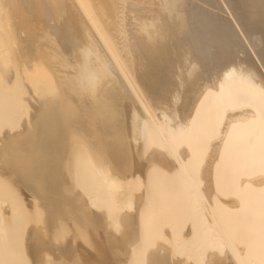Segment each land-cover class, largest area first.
I'll list each match as a JSON object with an SVG mask.
<instances>
[{"label": "bare ground", "instance_id": "obj_1", "mask_svg": "<svg viewBox=\"0 0 264 264\" xmlns=\"http://www.w3.org/2000/svg\"><path fill=\"white\" fill-rule=\"evenodd\" d=\"M20 1L8 18L10 43L3 33L10 47L0 68L12 64L3 82L46 69L47 50L39 63L30 54L32 43L44 46L29 27L39 19L52 47L46 70L57 62L100 129L96 145L77 144L69 171L72 134L50 97L33 98L28 125L0 138L3 156L19 158L5 169L10 158L0 156V168L47 212L40 230L29 226V210L15 212L13 252L23 245L33 264L46 245L61 264H184L181 256L264 264V0ZM6 113L0 123L11 120ZM66 215L77 219L75 240L52 248L43 238ZM84 231L87 249L76 244ZM16 256L11 263L23 264Z\"/></svg>", "mask_w": 264, "mask_h": 264}, {"label": "rangeland", "instance_id": "obj_2", "mask_svg": "<svg viewBox=\"0 0 264 264\" xmlns=\"http://www.w3.org/2000/svg\"><path fill=\"white\" fill-rule=\"evenodd\" d=\"M19 3H21V1L20 0H0V37H1V35L4 33V32H7V33H5L6 34V37L7 36H9V34H10V28L8 27L9 25L8 24H10V22L8 21V18H9V14H10V11L12 10V9H14V6H16V4H19ZM85 5V4H84ZM85 7H87V6H85ZM37 11H40V9H37ZM12 12H13V10H12ZM32 19L34 20L33 22H31L32 21ZM32 19H30V21H29V27L31 28V29H33L32 31H31V29H30V31L31 32H35V29H39V31L41 32L39 35H33V37H39L40 35L42 36L41 38H43L42 40L44 41V39H45V41H44V46H40V48L39 49H41L42 50V52H40L38 49H36L35 48V46H37V45H35L34 46V44L35 43H32L33 42V40H31V38H30V35H29V39H30V41H31V43L33 44L32 45V52L30 53V54H35L36 56H38L36 53H40L39 54V56H38V58L35 56V55H33V57L34 58H32L31 56V58H32V60H38L37 61V63H39V60H40V58H43V57H45V56H42L43 55V51H45V50H47V53H46V51H45V54L44 55H46L47 57H45L44 59H41V61L43 60V64L46 66H44L43 64H42V66H44V68H46L47 69V65L49 64V61H48V58H51V57H49V55L50 56H52V53H51V51H52V47L50 48V46L49 45H47V44H49V43H47L48 42V40H47V38L46 37H44V34H42V32H43V24L41 23V21L38 19V20H36V18H32ZM37 21V22H36ZM32 24H31V23ZM39 22H40V24H39ZM38 23V24H37ZM34 24H37V25H34ZM34 25V26H33ZM38 25L41 27V28H38ZM42 25V26H41ZM37 26V27H36ZM6 28H9V29H7L6 31H5V29ZM42 31H41V30ZM10 30V31H9ZM37 31V30H36ZM9 32V33H8ZM31 32H29V33H31ZM36 32H35V34H37ZM5 34H3V36L1 37L2 39L4 38L5 39ZM8 34V35H7ZM11 34H12V31H11ZM10 34V36H9V38L12 36ZM33 34V33H32ZM8 37H7V41L10 43V40L11 39H9ZM12 38V37H11ZM40 38V37H39ZM39 38H37L38 40H41V39H39ZM1 39V40H2ZM4 39L1 41L0 40V54H1V52L4 54L5 52H3V51H5V49L6 48H9L8 47V42H6V39H5V41H4ZM9 39V40H8ZM41 40V41H42ZM37 41V40H36ZM40 41V42H41ZM14 41H12L11 43H13ZM39 42V43H40ZM8 43V44H7ZM37 43V42H36ZM39 43H37L38 45H40ZM43 43V42H42ZM47 43V44H46ZM10 45V44H9ZM12 46H13V44H12ZM48 46H49V49H48ZM13 47H15V45L13 46ZM41 47H43L45 50H43V48H41ZM38 48V47H37ZM9 49H7L6 51H8ZM39 52H38V51ZM50 50V51H49ZM7 53V52H6ZM3 54H1V55H3ZM0 55V56H1ZM5 55V54H4ZM3 55V56H4ZM37 58V59H36ZM0 59H2V60H0L1 62L2 61H4L3 59L4 58H0ZM5 59H6V56H5ZM46 61V62H45ZM0 62V63H1ZM33 62V61H32ZM3 63V62H2ZM52 63H54L53 65L54 66H51V63H50V66L51 67H53V68H51L50 67V69L51 70H53L52 72H50L51 70H49V72L46 70V69H43L44 71H42L41 72V70H17V72H16V74H15V76H16V78H17V80L15 79V81H14V84L12 83L10 86L9 85H7V84H5V82H3V78H4V75H5V71L4 70H6L7 68H10L11 67V65L12 64H10V63H7V64H5L6 66H4L2 69L0 68V84L1 83H4L5 84V86H4V84H2V86H4V87H2L1 85H0V111H1V109H2V113H3V115H4V112H5V114H8V113H6V111L7 112H9V116L7 115V116H4V118L3 119H5V117H11V120H9L8 122L6 121V122H2V123H0V138L2 139V136H4V134H11V135H14V134H18V133H20L22 130H23V128H24V126L25 125H28V116H29V113L31 112V109H30V106L32 105L31 103L32 102H34V101H32V100H34V99H38V98H40V97H42V99L43 98H46L45 100L47 101V98H49L48 100L50 101L51 100V102L53 101V99H54V101L52 102V104H57V105H55V106H51V104H49V107L51 108V107H53V108H51L52 109V111H59L60 110V112H63V115H62V119H63V121H64V123L65 124H67V123H69V124H67V125H65L64 126V130L65 129H67L66 131L68 132V133H71L72 135H70V134H68V137H66L67 139H66V141L68 142L69 140V144H67L68 145V147L69 148H67V160H68V163L70 162V160H72L71 161V164L72 165H70V166H72L71 168H70V166L68 167L69 169H67V171H69L70 169H75L74 168V166H75V164H76V160L79 158L78 156H79V154H80V151H78V149H77V147H79L80 146V144H84V142L86 143L87 142V144L90 142V143H92L93 142V145H96V137L99 135L98 133V129H100V127H98V126H92V124H93V121H91V119H92V117H93V111H89V110H91L89 107H80L79 105H78V100L76 99V98H78V97H76L77 95L74 93V87L72 86V85H70V84H68V83H64L63 82V79H61V71H60V68H59V70H58V73H59V76H58V74H57V69H58V64H57V62L55 61V62H52ZM57 64V65H56ZM32 66V65H31ZM33 67L35 68V66L33 65ZM32 67V68H33ZM36 67H38V66H36ZM49 67V66H48ZM57 69H56V68ZM31 68V69H32ZM55 71V72H54ZM25 72H27V73H29V74H27V75H24L23 73H25ZM39 73V75L38 74H35V73ZM44 72V73H43ZM41 73H43V74H41ZM49 73V74H48ZM52 73L53 74H55V75H52ZM26 74V73H25ZM41 74V75H40ZM46 74H48L47 76H46ZM51 74V75H50ZM26 76V77H25ZM27 76L29 77V78H27ZM52 76V77H51ZM57 79V82H58V84L56 83V79L54 78V77ZM57 76V77H56ZM45 77V78H44ZM52 78V79H51ZM54 78V79H53ZM55 80V81H54ZM51 81V82H50ZM53 81H54V83L55 84H57V86L53 83ZM30 82H33V83H31V84H29ZM63 83H64V85H63ZM54 84V85H53ZM53 87H52V86ZM60 87H59V86ZM30 86V87H29ZM61 86H63V88L61 87ZM70 86H72V87H70ZM57 87V88H56ZM54 88V89H53ZM59 88H61V89H59ZM31 89H32V91H31ZM57 89V90H56ZM54 90V91H53ZM55 91H59L58 92V94H59V96H57L56 95V92ZM60 91H62V92H60ZM54 92V93H53ZM71 92V93H70ZM62 94V95H61ZM53 95H55V97L53 96ZM63 97H61V96ZM52 96H53V98H52ZM58 97H60L59 99H58ZM34 98V99H33ZM65 98V99H64ZM61 99V100H60ZM63 99H64V101H63ZM56 101L57 102H60V103H56ZM48 102V101H47ZM65 102V103H64ZM73 102V103H72ZM91 102H95V101H91ZM72 103V104H71ZM64 104L65 105H69V107H68V105L67 106H65V107H67V108H65L64 107ZM59 105V106H58ZM95 105V104H94ZM93 105V106H94ZM71 106H72V108H71ZM78 106V107H77ZM58 107V108H57ZM62 107V108H61ZM60 108V109H59ZM77 108V109H76ZM79 108V109H78ZM62 110V111H61ZM76 110H77V112H76ZM11 111H12V115H14V116H11ZM15 111V112H14ZM64 112H67V113H64ZM92 112V113H91ZM1 113V112H0ZM15 113V114H14ZM78 113V114H77ZM89 114V116H90V114L92 115L91 116V118H90V123H91V125H86L87 123H86V118H87V115ZM1 115V118L3 117V115L2 114H0ZM65 115V116H64ZM68 116V117H67ZM70 116V117H69ZM77 116V117H76ZM65 117H67V118H65ZM59 118H60V113H59ZM69 118H70V120H69ZM10 119V118H9ZM93 119H94V117H93ZM5 120H7V119H5ZM1 122V121H0ZM74 123V124H73ZM69 125V126H68ZM84 125V126H83ZM98 127V128H97ZM83 128V129H82ZM94 128V129H93ZM96 128V129H95ZM62 129V130H63ZM71 131H70V130ZM82 129V130H81ZM51 130V129H50ZM69 130V131H68ZM83 130H85V132L83 131ZM95 130H97V132H95ZM80 134H79V133ZM87 133V134H86ZM95 133V134H94ZM54 134V135H53ZM53 134H51L54 138L56 137H58L59 136V134H60V131L58 132V134L56 133V132H54L53 131ZM56 134V135H55ZM75 134H79V135H75ZM81 134H83V135H81ZM98 134V135H97ZM75 135V136H74ZM69 136H70V138L74 141V145H72L71 143H73V141H71V139L69 138ZM79 136H81V137H79ZM86 136V137H85ZM84 137V138H83ZM75 138V139H74ZM87 138V139H86ZM0 139V140H1ZM69 139V140H68ZM77 139V140H76ZM82 139L84 140V141H82ZM78 141V142H77ZM77 142V143H76ZM80 143V144H79ZM1 144V143H0ZM79 146H78V145ZM70 145V146H69ZM77 145V146H76ZM74 146V147H73ZM76 146V147H75ZM0 148H1V145H0ZM0 152H1V154H0V156H1V159H2V164H3V160H6V158H10V164L8 165H6V164H3V166H4V168L6 169V168H11V167H14L17 163H19V158L18 157H16L15 155H14V153H13V155L11 154V156L9 155V156H3V154L4 153H2V152H4V151H1L0 150ZM16 153V152H15ZM68 153H69V155H68ZM69 157V158H68ZM97 157H100V156H97ZM97 157H94V158H97ZM8 158V159H9ZM1 159H0V162H1ZM94 160H96V159H94ZM100 159H98L97 158V160L96 161H99ZM84 163V162H83ZM82 164V163H81ZM80 164V165H81ZM1 165V164H0ZM7 166V167H6ZM4 168H0V185H2L3 183H4V187H3V185L2 186H0L1 187V189L3 190V195H1L0 197L2 198V199H0V201H2L3 202V204L2 205H0V215H1V213H2V218H4L3 220V222H2V224H0L1 225V227H0V264H12L11 262H13L12 260H14V257L16 256V257H18V258H20V259H22V261H23V264H33V263H35L33 260H32V258L29 256H27V258L29 259V261L31 262H28L27 260V258H26V250H25V247L23 246V245H21L20 244V247H21V249L18 251V253L17 254H15L13 251H14V249H16L17 247H19L18 245H13V238H12V233H13V231H14V229H13V225H12V221L14 220V214H15V212H17L18 210L20 211H24L25 209V211H27V210H29L28 212H29V215H27L26 216V220H30V222H29V226L31 227V229H34V228H36V229H38V230H40L39 228H41V227H45L44 225L45 224H47V220H46V215H47V212H45L44 210H43V207L41 206V203H42V199L41 198H38L37 197V199H39V200H36V198H32V197H30L29 199H28V197H24L23 196V194H20L19 192H18V187H17V185L15 184L16 182H15V180H13V177L9 174V173H6L5 171H4ZM70 185V184H69ZM68 184H67V189H66V191H67V193H68V188L71 186H69ZM3 187V188H2ZM71 190V189H70ZM17 193H19L20 194V197L18 198V196H19V194H18V196L16 197V195H17ZM70 193V192H69ZM22 195V196H21ZM15 197L18 199V200H16L15 199ZM33 199V200H32ZM4 200V201H3ZM1 202V203H2ZM39 207H41V208H39ZM93 208V207H92ZM97 211V210H96ZM45 212V213H44ZM69 215V214H68ZM72 215V216H71ZM70 216H68V217H73V214H71ZM66 217H67V215H66ZM67 217V218H68ZM67 218H65V220H67ZM1 219V218H0ZM74 219H76V218H74ZM74 219H72L73 221H71L69 218H68V223H65V222H67V221H64V219L62 220L61 219V221H55V223H54V226L53 227H55V228H53V230H52V233H49V234H46L45 235V237L43 238V239H45V238H47L46 240H47V242H48V240L51 242L50 244L48 243V245L49 246H52V248L54 247H58L59 245H61L62 244V242H65V240H68V241H71L70 239H74L75 240V234H74V236H73V233H76V232H74V229L76 228V227H74L73 225H71L70 226V222H73L74 224L75 223H77V222H75V220ZM46 220V221H45ZM70 220V221H69ZM77 220V219H76ZM0 221H2V219L0 220ZM69 224V225H68ZM72 224V223H71ZM107 225L108 224H106L105 226H104V229H105V227H107ZM74 227V228H73ZM43 228H42V230H43ZM1 229H3L2 231H1ZM41 230V231H42ZM76 230V229H75ZM40 231V233L42 234L43 232H41ZM90 231V230H89ZM84 233H87V232H85L84 231ZM83 234V233H82ZM89 234L87 233L86 235L85 234H83V236H81L80 238L81 239H79V240H77L76 241V244L80 247V248H85V249H87L86 247H85V245H88L91 241H90V239H88L89 238V236H88ZM42 236V235H41ZM43 236H44V233H43ZM50 236V238H48ZM77 236V235H76ZM74 237V238H73ZM43 239H42V241H43ZM52 239V240H51ZM76 239H77V237H76ZM39 239H37L36 241H38ZM40 241V240H39ZM45 241V240H44ZM88 243V244H87ZM90 245H91V243H90ZM90 245H88L87 247L89 248V246ZM50 248V250H51V247H49ZM49 248H47V245L44 247V249L45 250H43V251H46L45 253H47V251L48 252H50L48 249ZM47 249V250H46ZM42 251V254H40L39 255V258H38V260H37V264H51V262H53L52 264H57V262H60L61 260H59V259H56V258H54V256L52 255V253H50V254H45L44 252ZM50 257H51V260H50ZM49 258V259H48ZM27 259V260H26ZM60 259H62V258H60ZM49 260V261H48ZM51 261V262H50ZM54 261H55V263H54ZM62 261H64V260H62ZM59 264V263H58ZM60 264H61V262H60Z\"/></svg>", "mask_w": 264, "mask_h": 264}, {"label": "snow or ice", "instance_id": "obj_3", "mask_svg": "<svg viewBox=\"0 0 264 264\" xmlns=\"http://www.w3.org/2000/svg\"><path fill=\"white\" fill-rule=\"evenodd\" d=\"M180 258H181L182 260H184V264H193V261L191 260V258L187 259L186 261H185V259H184V256H181ZM174 259H175V257H174Z\"/></svg>", "mask_w": 264, "mask_h": 264}]
</instances>
